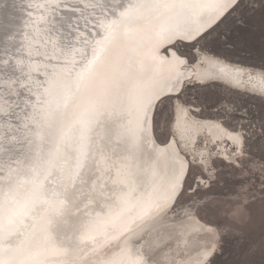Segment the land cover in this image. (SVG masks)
Returning <instances> with one entry per match:
<instances>
[{
	"label": "snow or ice",
	"instance_id": "6c2138e0",
	"mask_svg": "<svg viewBox=\"0 0 264 264\" xmlns=\"http://www.w3.org/2000/svg\"><path fill=\"white\" fill-rule=\"evenodd\" d=\"M240 36L261 38L258 65L220 58ZM221 81L260 110L187 98ZM205 127L234 168L264 141V0H0V264H216L227 234L175 211L193 167L196 191L215 182ZM193 231L211 239L186 253ZM248 256L226 264H264V241Z\"/></svg>",
	"mask_w": 264,
	"mask_h": 264
},
{
	"label": "rangeland",
	"instance_id": "374dc122",
	"mask_svg": "<svg viewBox=\"0 0 264 264\" xmlns=\"http://www.w3.org/2000/svg\"><path fill=\"white\" fill-rule=\"evenodd\" d=\"M231 26L229 21H225L218 31L226 33ZM245 39L247 49L240 51ZM260 45L261 38L258 36L255 38L240 36L236 39L235 49L224 51L223 48H218L217 50L222 52V58L227 56L232 62L240 60L241 65L248 67L260 63ZM186 91L189 100L198 96L202 99L203 94L206 93L212 99H219L222 103L226 98H231L236 103L248 105L253 112L260 110V100L251 96L237 98V94L229 91V86L222 82L208 89H202L197 84L196 88H189ZM199 106V104L196 105V107ZM199 117L219 119L215 116L214 108L205 109ZM157 135L161 140L165 138L163 123L157 129ZM198 138L199 145L205 146L206 135H200ZM226 147L228 148L229 144ZM208 149L212 150V145L208 146ZM207 155L208 153L205 154V163H208ZM190 157L191 154L189 159ZM245 157L244 165L234 168L229 163L230 155L229 157H221L220 154L212 155L216 164L208 172V176L215 182L209 187V181L205 180L199 191H196V179L200 178V169L193 167L189 173L184 194L175 209L177 213L189 209L202 222L214 228L218 227L220 231L215 237L217 240L220 234H227L230 243L226 245L224 255L215 258L216 264H226L233 260L241 262L250 260L252 258L248 256L249 249L258 247L261 241H264V192L260 191L261 187H264L261 183L264 181V141L252 144L251 153H246ZM216 173H219V178L215 175ZM189 184L191 187H188ZM233 237L235 239H232ZM211 247L212 245L209 249ZM255 259H260L259 254Z\"/></svg>",
	"mask_w": 264,
	"mask_h": 264
},
{
	"label": "bare ground",
	"instance_id": "6f19581e",
	"mask_svg": "<svg viewBox=\"0 0 264 264\" xmlns=\"http://www.w3.org/2000/svg\"><path fill=\"white\" fill-rule=\"evenodd\" d=\"M15 15H17L18 17L21 18V21L23 20V13L17 12L15 13ZM221 59H223L222 57H220ZM195 63V61L193 62V64ZM243 67H247L244 65H241ZM216 71V69H213L209 66H203V67H199V68H195V67H191L189 68L188 71H186L185 75L187 76L189 72H191L193 74V79L196 78V74H205L208 72H214ZM257 71H259V69L257 68ZM222 83L227 84V82L225 81H221ZM199 84V83H198ZM192 119H196L199 120L201 124H206V123H211V122H215L218 119H214V118H204V117H191ZM200 135H206V139H205V143L208 146L213 145L214 142L219 141L218 143H215V147H213V149L211 150L212 155L215 154H220L221 157H229V156H225V152L228 150V148L226 147L227 144H224L226 141L225 139L215 131V129H210V128H203L201 130H193L191 133V140L194 142ZM168 139H171V137H168ZM163 146V145H161ZM191 146V145H190ZM195 151V155L197 156V158L199 159V155L200 153L203 151L205 152V154L207 153V150H205V147L202 145H198L195 147L194 149ZM191 158V157H190ZM198 225H204L205 227H208L210 225H207L206 223L202 222L201 220H199L197 217H195L193 214L191 216V225L190 227L192 229H195ZM212 227V226H211ZM214 228V227H213ZM211 239V238H202V239H198V234L195 233L193 231L191 238L187 241V248L185 249V252L187 253L190 249H192L193 247H195L198 243L199 244H203L206 242V240ZM211 244L209 243L208 246H210ZM173 248L175 247V242L173 243ZM192 256H195L196 253L195 252H191L190 253ZM103 254H97L95 256L89 255L87 257H85V264H96L97 261L103 259Z\"/></svg>",
	"mask_w": 264,
	"mask_h": 264
}]
</instances>
